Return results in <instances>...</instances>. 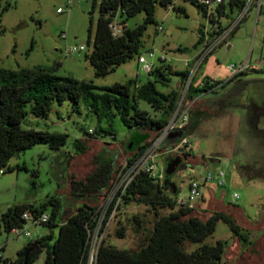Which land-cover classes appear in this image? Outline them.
Returning a JSON list of instances; mask_svg holds the SVG:
<instances>
[{
  "label": "rangeland",
  "instance_id": "1",
  "mask_svg": "<svg viewBox=\"0 0 264 264\" xmlns=\"http://www.w3.org/2000/svg\"><path fill=\"white\" fill-rule=\"evenodd\" d=\"M99 1L96 0L93 7V0H74L66 9L64 0H0L1 7H7L0 15V68L40 69L79 83L92 82L96 88L124 84L129 80L144 83L147 75L135 55L106 76L94 77V69L85 56L92 50L91 41L87 42L89 17L91 15L95 26ZM173 4L184 12L155 4L153 23L146 25L141 37L140 53L148 64L157 65L158 56L164 55V64L172 70L191 72L200 49L196 44L198 30L209 31V23L189 1L175 0ZM58 8L65 12L57 13ZM237 15L232 12L229 18L235 21ZM143 19L144 14L138 13L128 18L125 25L133 29L142 24ZM113 22L117 25L119 19ZM222 24L227 25L225 21ZM159 26L161 31L157 30ZM226 42L207 55L193 76V86L210 80L214 87L191 103V121L198 120V124L187 131L186 151L190 155L172 174L171 182L175 184L177 198L186 197L191 180L200 185L202 199L192 205L193 215L201 220L213 212H224L242 227L249 228L253 224L249 234L252 242L242 246L226 224L217 222L214 232L204 242L209 245L216 241L227 243L222 264H264V121L255 123L245 106L250 98L256 102L264 98V0L259 15L256 17L255 11L251 10ZM81 45L85 47L84 51L65 56L67 47ZM149 52H153L154 57H150ZM246 62L256 69L248 68L238 82L227 83L226 67ZM179 82V77L172 76L168 87L156 85V88L163 93L177 90L180 96L184 86ZM241 82L250 84L230 98L231 105L226 106L221 102L222 97L236 92ZM93 92L100 93L98 90ZM137 106L150 116L154 115L146 103L138 101ZM22 128L66 134V144L59 151H52L46 145H35L9 160L8 166L14 170L0 167L4 171L0 174V215L9 207L39 206L51 198L59 200L65 217L73 215L84 204L98 209L101 212L100 227L104 219L107 222L101 234L96 230L92 236L88 251L91 261L102 240L117 249L137 251L146 243L154 221L170 213L169 209L154 212L145 205L129 203L110 210L106 218L109 208L106 191L95 198H76L70 194V181L83 180L95 169L96 161L111 159L115 170L137 152L140 141L143 144L153 141L155 133L129 129L116 116L111 123L113 138H110L101 132L108 129L106 120L89 112L82 100L75 110L69 101L52 105L47 117L26 118ZM89 133L91 137L87 135ZM76 139L84 144L85 152L74 151ZM169 146L165 144L158 150L159 167L163 168L171 158L164 154ZM240 167L248 169L242 172ZM207 175L213 180L204 183ZM217 178L222 185H218ZM233 194L238 198L234 199ZM45 211L50 212V207ZM26 229L31 238H14L0 227V242L6 243L4 257L14 260L26 243L48 233L45 226L27 225ZM52 231L57 234L56 228ZM118 232H122V238ZM195 248V244H184L187 252ZM44 256L42 251L33 264H42Z\"/></svg>",
  "mask_w": 264,
  "mask_h": 264
},
{
  "label": "trees",
  "instance_id": "2",
  "mask_svg": "<svg viewBox=\"0 0 264 264\" xmlns=\"http://www.w3.org/2000/svg\"><path fill=\"white\" fill-rule=\"evenodd\" d=\"M174 1L100 0L99 15L95 26H93L90 15L87 29V42L91 41L92 50L85 56V59L93 67L94 77L102 78L134 55L140 56L141 37L146 25L153 23L155 4L163 8L172 5V10L183 13L184 10L175 6ZM187 1L195 5L202 13L197 0ZM95 3L96 0H93V7ZM242 6L243 3L239 0L229 2L227 4L228 13H237ZM6 8V6L1 7L0 4V15ZM138 13L144 14L143 23L133 29L127 28L125 25L127 19ZM116 18L119 19L117 24L119 34L113 36L108 24ZM201 40L202 31L198 30L196 44L199 45ZM243 74L232 77L227 80V83L238 82V78ZM146 75L147 79L144 83L129 80L124 84L96 88L92 82L79 83L71 78L56 77L52 73L40 69L7 70L0 68V167H6L9 171L14 170L15 168L8 166L9 160L35 145H46L52 151H59L65 146L66 134L22 128V123L26 118H45L52 105H61L65 101H69L75 110L79 101L82 100L84 107L89 112L104 118L108 129L101 132L110 138H113L110 130L111 123L116 116L129 129L140 133L150 131L156 134L167 124L179 98L177 90L163 93L156 88V85L168 87L172 76L179 77V83L183 85L187 79L188 71L176 72L169 65L158 61V64L154 65ZM249 84V82H241L240 90H246ZM213 87L214 84H205L203 87L190 84L187 99L193 100L203 96L209 93ZM94 90H98L100 93H94ZM138 101L146 103L154 115L150 116L148 112L140 110L137 106ZM225 105L231 104L226 102ZM245 106L255 123H260L259 119L264 121V98L261 102L250 98ZM191 120L189 115L185 128L177 131L181 132L180 138L170 140L169 137L177 133L174 132L162 146L177 144L180 139L186 137L187 131L194 129L198 124V120L193 122ZM87 135L92 136L90 133ZM148 144H143L140 141L137 152L131 156L129 161H133L141 154ZM74 151L83 153L86 151V147L76 139ZM184 153L186 156L190 155L186 150ZM246 169L248 167H240L242 172ZM113 171L114 164L111 159L96 161L95 169L83 180L70 181L71 196L76 198L102 196L108 189ZM163 182L157 183L146 174H139L120 197L121 205L142 204L154 212L158 209L171 210L168 215L159 216L154 221L146 243L137 251L117 249L102 240L90 261L89 245L101 212L84 204L78 207L73 215L65 217L59 200L51 198L39 206L15 205L0 215V227L5 233H8L12 228L20 227L23 224L22 214L24 212L37 213L50 207V219L44 225L48 229V233L26 243L16 253L14 260L5 258L3 264H33L42 251L45 254L42 264H222L227 243L216 241L215 244L209 245L204 242L206 237L214 232L219 221L228 226L231 234L242 246L251 243L246 230L241 228L235 219L227 213L213 212L205 220H201L193 215L192 208H177L175 204L176 188L173 194V190L164 186ZM114 203L115 199L109 206L106 218H108ZM106 222L107 220L104 219L98 230L99 234L103 232ZM54 228L57 229L56 235L52 231ZM118 236L122 238V232H118ZM185 243L195 244L196 248L187 252L184 250ZM33 246L35 247L30 250Z\"/></svg>",
  "mask_w": 264,
  "mask_h": 264
},
{
  "label": "built area",
  "instance_id": "3",
  "mask_svg": "<svg viewBox=\"0 0 264 264\" xmlns=\"http://www.w3.org/2000/svg\"><path fill=\"white\" fill-rule=\"evenodd\" d=\"M74 0H64V5L66 9H69ZM235 0H197V4L202 9V14L209 23V31L206 29L202 30V40L199 44L200 49L198 54L195 56L194 65L191 72H188L187 79L184 82V90L182 94L179 96L176 108L169 118L167 124L160 129L156 133V137L153 141L149 142L147 147L139 154L133 161H129L126 159L121 165H119L112 174L111 180L109 182L107 192V198L109 202V206L111 202L115 199V203L113 204L112 211L118 208L120 204V197L125 193L128 186L132 183V181L139 174H146L151 179H153L157 183H162L165 179L164 167H159L156 161L158 156V150L162 147L164 141L174 132L180 131L188 123L189 115H190V106L193 100H188L187 95L189 91V86L192 84L193 76L195 75L197 69L200 67L201 63L204 59L209 55L217 46L222 44H226V40L228 36L235 30V28L239 25V23L245 18L248 17L249 12L251 10L255 11L256 17L259 15V11L261 9V3L263 0H239L243 3V6L240 11L237 12V19L233 21L229 18L228 7L227 4ZM223 5V8L221 6ZM169 9H172L173 6L169 5ZM57 13L65 12L63 8H58L56 10ZM236 13V12H235ZM222 21H225L227 25H223ZM109 29L112 31V35L116 36L119 34L118 26L111 22L108 24ZM157 30H162L159 26ZM64 38V35L61 36ZM229 47V46H228ZM84 46H69L64 50L65 56H71L72 54L79 53L84 51ZM150 57H154L153 52H149ZM157 61L165 62L166 59L164 55H160L157 58ZM137 63L142 66V69L145 73L149 72L154 65L148 64L146 59L140 55L137 58ZM248 68L256 69L255 67H249L248 63L239 64L238 66L229 65L226 67L227 72L229 73V79L232 77L245 73ZM213 85V82L210 80H205L201 82L199 87H203L204 85ZM196 99V98H195ZM188 146V141L186 137L180 139L177 144H170L164 151V154L168 156H176L180 153L184 152ZM3 170L0 169V174H3ZM222 176V173L220 174ZM213 180L211 175H207L204 178V183ZM218 185H222V181L220 178H217ZM233 198L237 199L238 195L233 194ZM202 199V193L200 192V185L191 180L188 184L187 195L185 198H177L175 199V204L177 208H194L192 203ZM109 209V208H108ZM109 216V215H108ZM50 212L40 211L37 213L24 212L22 214L23 224L20 227L12 228L8 234L12 235L14 238L23 237V238H31L29 231L26 229L27 225L32 226H44L49 222ZM100 218L97 223V227L95 229L99 230ZM94 232V233H95ZM98 232V231H97ZM36 239V238H35ZM32 239L30 241H33ZM5 242H0V264H3V261L6 257L3 255ZM94 257V256H93ZM91 257V260L93 259ZM13 264V263H10Z\"/></svg>",
  "mask_w": 264,
  "mask_h": 264
},
{
  "label": "water",
  "instance_id": "4",
  "mask_svg": "<svg viewBox=\"0 0 264 264\" xmlns=\"http://www.w3.org/2000/svg\"><path fill=\"white\" fill-rule=\"evenodd\" d=\"M181 137V132H177L173 134L172 136L169 137V139H178ZM130 147V146H129ZM180 163V159L178 157L171 159L170 161L167 162V165L165 166L164 174H165V179L163 182L164 186H168L171 188L173 191L172 193H175V184L169 181V177L172 176V174L176 171L178 165ZM35 246L31 247L30 250H32ZM29 250V251H30Z\"/></svg>",
  "mask_w": 264,
  "mask_h": 264
},
{
  "label": "flooded vegetation",
  "instance_id": "5",
  "mask_svg": "<svg viewBox=\"0 0 264 264\" xmlns=\"http://www.w3.org/2000/svg\"><path fill=\"white\" fill-rule=\"evenodd\" d=\"M237 91H238V93H237ZM237 91H236V92H235V91H232L231 93H227V94H225V95L222 97L221 102H223V103L229 102V101H230V98H232L234 95H237V94H239V93L242 92V91L240 90V88H237ZM259 121H260V123H261L263 120L259 119ZM256 128H258V127H256ZM184 154H185V153L182 152V153H180L179 155H176V156H173V157H171V158H168V161H170V160L173 159V158L178 157V158L180 159V163H179L177 169H179V168H181V167L184 165V162H185L186 158L188 157V156H186V155H184ZM177 169H176V170H177ZM169 181L171 182V176L169 177Z\"/></svg>",
  "mask_w": 264,
  "mask_h": 264
},
{
  "label": "crops",
  "instance_id": "6",
  "mask_svg": "<svg viewBox=\"0 0 264 264\" xmlns=\"http://www.w3.org/2000/svg\"><path fill=\"white\" fill-rule=\"evenodd\" d=\"M264 219V218H263ZM237 222V221H236ZM238 223V222H237ZM241 228H243L244 230H246V232L248 233V235L251 233V229H252V227H254L253 226V224L252 225H249V228H247V227H242L240 224H238ZM253 235V234H252ZM251 236V235H250ZM251 237H253V236H251ZM236 239V238H235ZM249 240H250V242H252V240H251V238H249ZM236 241H238L237 239H236Z\"/></svg>",
  "mask_w": 264,
  "mask_h": 264
}]
</instances>
